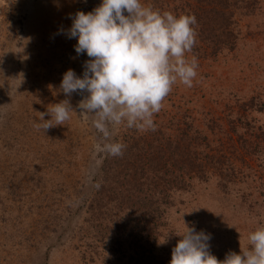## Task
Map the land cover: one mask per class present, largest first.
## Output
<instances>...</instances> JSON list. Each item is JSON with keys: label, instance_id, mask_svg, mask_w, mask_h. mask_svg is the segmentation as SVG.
<instances>
[{"label": "rangeland", "instance_id": "374dc122", "mask_svg": "<svg viewBox=\"0 0 264 264\" xmlns=\"http://www.w3.org/2000/svg\"><path fill=\"white\" fill-rule=\"evenodd\" d=\"M101 3L0 0V264H170L187 226L210 236L218 260L239 254L264 226V0H142L195 15L188 57L198 60L197 76L192 87L173 86L155 130L119 125L107 141L80 112L83 96L60 89L63 74L82 77L89 59L67 35L71 17ZM216 13L230 21L218 31ZM64 100L71 118L43 130L41 113ZM139 137H149L151 151V141L163 138L191 143L206 166L181 174L144 245L118 239L120 220L88 209L103 144Z\"/></svg>", "mask_w": 264, "mask_h": 264}, {"label": "clouds", "instance_id": "9594fccd", "mask_svg": "<svg viewBox=\"0 0 264 264\" xmlns=\"http://www.w3.org/2000/svg\"><path fill=\"white\" fill-rule=\"evenodd\" d=\"M69 38H76V53H86L83 76L68 69L60 84L66 96H83L78 107L92 125L111 140V129L125 125L139 130H155L154 117L179 81L192 87L198 60L188 54L197 43L195 15L161 12L142 0H102L92 11H77ZM75 111L68 100L51 104L41 113L40 125L47 130L63 125ZM49 115L51 119L45 120ZM54 121V123H53ZM125 145L103 144L102 150L121 156ZM172 249L170 264H264V226L248 235L249 247L229 252L218 260L209 251L210 236L187 231Z\"/></svg>", "mask_w": 264, "mask_h": 264}, {"label": "trees", "instance_id": "16d2710c", "mask_svg": "<svg viewBox=\"0 0 264 264\" xmlns=\"http://www.w3.org/2000/svg\"><path fill=\"white\" fill-rule=\"evenodd\" d=\"M215 19L213 26L217 31L230 23L223 14L216 13ZM231 33L229 31L228 35ZM149 142V137L134 138L123 143L125 148L121 156L103 153L100 173L93 183L98 187L97 194L88 208L93 213H102L103 218L120 220L116 225L118 239H132L143 245L152 238V230L162 213L161 206H166L171 198V189L181 185V174L187 169L206 170L202 164L204 159L189 150L191 143L189 147H181L163 138L158 143L151 141V151L146 148ZM99 177L100 182H97Z\"/></svg>", "mask_w": 264, "mask_h": 264}]
</instances>
